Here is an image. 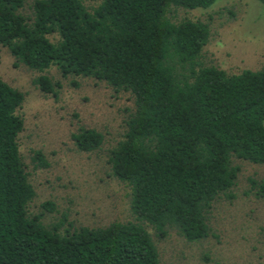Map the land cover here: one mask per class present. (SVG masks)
<instances>
[{"label": "trees", "instance_id": "1", "mask_svg": "<svg viewBox=\"0 0 264 264\" xmlns=\"http://www.w3.org/2000/svg\"><path fill=\"white\" fill-rule=\"evenodd\" d=\"M0 0V45L17 63L45 72L92 77L130 92L135 111L124 139L111 149L113 175L131 188L135 221L104 227L61 229L45 212L29 213L36 196L20 151L25 93L0 77V264H161L147 226L160 238L175 228L188 241L208 237L217 198L237 185L236 157L264 165V66L229 74L201 57L210 39L208 23L174 22L172 7L209 8L216 0ZM264 2V0H261ZM34 83L58 96L59 82L47 74ZM79 150L93 152L102 132L81 126L73 135ZM34 161L48 167L44 153ZM264 198V180L249 178Z\"/></svg>", "mask_w": 264, "mask_h": 264}, {"label": "rangeland", "instance_id": "2", "mask_svg": "<svg viewBox=\"0 0 264 264\" xmlns=\"http://www.w3.org/2000/svg\"><path fill=\"white\" fill-rule=\"evenodd\" d=\"M35 0H27L22 13L31 16ZM102 0H86L92 9ZM174 22L184 19L204 21L210 39L201 60L229 74L264 66V2L261 0H216L209 8L172 7ZM47 74L59 82L58 96L44 93L34 80ZM0 77L25 93L19 114L25 120L19 136L20 151L28 178L36 190L29 204L31 215L43 211L42 204L54 201L57 210L45 212L43 223L51 226L63 218L73 226L104 227L114 221H135L131 208V188L112 173L111 149L124 139L127 122L135 111L130 92L115 90L92 77H64L53 65L39 72L17 63L8 47L0 45ZM81 126L102 132L99 149H78L73 135ZM44 153L48 167L34 161L35 151ZM241 167L233 199L221 194L214 203L209 222L211 234L200 241H188L177 229L169 228L165 238L147 226L160 254L161 264H264V198L251 189L250 177L264 180V165L236 157Z\"/></svg>", "mask_w": 264, "mask_h": 264}]
</instances>
